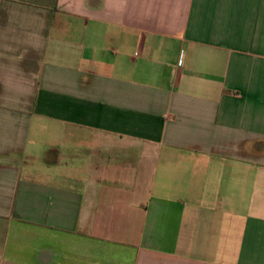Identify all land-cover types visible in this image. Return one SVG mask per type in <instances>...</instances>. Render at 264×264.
Segmentation results:
<instances>
[{"label":"crops","instance_id":"obj_1","mask_svg":"<svg viewBox=\"0 0 264 264\" xmlns=\"http://www.w3.org/2000/svg\"><path fill=\"white\" fill-rule=\"evenodd\" d=\"M0 264H264V0H0Z\"/></svg>","mask_w":264,"mask_h":264}]
</instances>
